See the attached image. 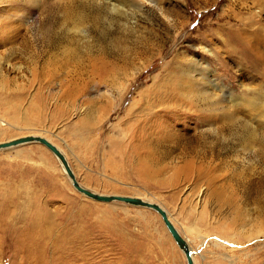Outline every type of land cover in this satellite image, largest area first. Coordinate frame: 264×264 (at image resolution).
<instances>
[{
  "label": "rangeland",
  "instance_id": "rangeland-1",
  "mask_svg": "<svg viewBox=\"0 0 264 264\" xmlns=\"http://www.w3.org/2000/svg\"><path fill=\"white\" fill-rule=\"evenodd\" d=\"M208 76L227 94L200 97ZM28 135L163 207L194 264H264V0H0V142ZM76 258L186 264L155 211L81 194L38 142L0 149V264Z\"/></svg>",
  "mask_w": 264,
  "mask_h": 264
},
{
  "label": "water",
  "instance_id": "water-1",
  "mask_svg": "<svg viewBox=\"0 0 264 264\" xmlns=\"http://www.w3.org/2000/svg\"><path fill=\"white\" fill-rule=\"evenodd\" d=\"M26 142H38L44 145L46 148H48L54 154V156H56V158H58V160L61 162L62 166L64 167L66 171L68 178L71 180L72 186H74L76 190L88 196L89 198H92L96 201H102V202L120 201V202H124L128 204H132L135 206L146 207V208H149L155 211L160 216L165 228L172 236L178 248L183 252L184 257L186 259V264H194L192 254H191L192 252L190 250L188 243L186 242L182 234L178 231V229L173 224V222L170 220L166 210L163 207H161L159 204L155 202L143 200L141 198L134 197V196L117 195V194H110V195L100 194V193H97V192L81 187L78 184V181L76 180V176L74 172L72 171L70 165L68 164V161L65 155L60 151V149L54 143H52L51 141H49L48 139L42 136L28 135V136L12 138L10 140L0 142V149L17 146V145H20Z\"/></svg>",
  "mask_w": 264,
  "mask_h": 264
},
{
  "label": "bare ground",
  "instance_id": "bare-ground-1",
  "mask_svg": "<svg viewBox=\"0 0 264 264\" xmlns=\"http://www.w3.org/2000/svg\"><path fill=\"white\" fill-rule=\"evenodd\" d=\"M196 63V62H195ZM195 63H192V64H194V65H196L195 67H193L191 70H192V72H191V75L190 76H188V75H184V79L185 80H190V82H191V87H190V90L191 91H193V88L194 87H196V85H197V82H198V78H200L199 76H201V73H200V70H198L199 68H197V64H195ZM206 70V69H205ZM193 73V74H192ZM195 73V74H194ZM204 77V76H203ZM207 78V77H206ZM208 84L206 83V84H202L203 85V87L202 88H200V89H204V91H202L201 93H200V97H203V96H208V98H218V95L216 94V92L218 91V92H222V93H224V94H227V92L223 89V88H221L219 85H218V83L216 82L215 83V81H216V79H211V77L210 76H208ZM202 79V78H201ZM203 80V79H202ZM220 84V83H219ZM195 89V88H194ZM196 92V91H195ZM199 92V91H198ZM217 92V93H218ZM234 96H232L231 94H228V97H227V102L229 103V104H231V108L234 106ZM232 110V109H231ZM44 146V145H43ZM45 147V146H44ZM48 149V148H47ZM49 150V149H48ZM50 151V150H49ZM61 151V150H60ZM51 152V151H50ZM62 152V151H61ZM52 153V152H51ZM63 153V152H62ZM53 154V153H52ZM54 155V154H53ZM56 157V156H55ZM66 157V156H65ZM58 159V158H57ZM59 161V160H58ZM60 162V161H59ZM60 164H61V162H60ZM69 164V163H68ZM61 168H62V171L66 174V171H65V169H64V167L62 166V164H61ZM67 175V174H66ZM67 178H68V176H67ZM68 180H69V182L71 183V180L68 178ZM78 184L81 186V187H83V188H85L79 181H78ZM71 185H72V183H71ZM74 187V186H73ZM75 190H76V188H74ZM87 189V188H86ZM78 191V190H77ZM79 192V191H78ZM81 193V192H80ZM82 194V193H81ZM84 195V194H83ZM86 196V195H85ZM88 197V196H87ZM152 210V209H151ZM167 212V211H166ZM167 214H168V212H167ZM168 217L170 218V215L168 214ZM170 220H171V218H170ZM172 221V220H171ZM173 222V221H172ZM174 224V223H173ZM177 228V227H176ZM179 231V230H178ZM180 232V231H179ZM181 233V232H180ZM170 234V233H169ZM182 234V233H181ZM183 236V235H182ZM81 237V236H80ZM87 236H85L84 237V239L86 238ZM172 237V236H171ZM184 237V236H183ZM185 238V237H184ZM69 239V238H68ZM185 240H186V242L188 243V239L187 238H185ZM188 245H189V243H188ZM189 247H190V245H189ZM190 250H191V254H192V258H193V250L191 249V247H190ZM80 257V256H79ZM83 259L85 260V259H88L89 260V258H86V257H84L83 256ZM67 261V260H66ZM193 261H194V259H193ZM77 262H78V258H76L75 259V264H77ZM84 262V261H83ZM84 264H86V263H84Z\"/></svg>",
  "mask_w": 264,
  "mask_h": 264
}]
</instances>
